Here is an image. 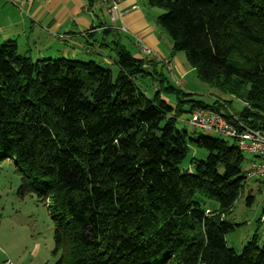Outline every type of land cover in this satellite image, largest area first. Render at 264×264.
<instances>
[{"label": "trees", "instance_id": "16d2710c", "mask_svg": "<svg viewBox=\"0 0 264 264\" xmlns=\"http://www.w3.org/2000/svg\"><path fill=\"white\" fill-rule=\"evenodd\" d=\"M146 1L163 10L157 24L172 56L183 52L199 80L248 107L187 99L154 75L155 59L118 43L113 75L92 59L31 62L9 41L0 46V160H13L19 196L48 207L54 264H264V242L253 238L240 253L225 244L242 153L176 125L188 105L190 115L204 108L264 132V0ZM146 77L159 82L151 97L136 86Z\"/></svg>", "mask_w": 264, "mask_h": 264}, {"label": "rangeland", "instance_id": "374dc122", "mask_svg": "<svg viewBox=\"0 0 264 264\" xmlns=\"http://www.w3.org/2000/svg\"><path fill=\"white\" fill-rule=\"evenodd\" d=\"M136 1L142 12L145 13L154 34L159 38L161 54L170 59L173 53L170 37L157 24V16L163 13V10L149 7L146 0ZM10 8L11 10L13 8L18 9L15 3L8 0H0V14ZM21 16L25 23L29 22L24 11ZM99 16L105 24H110L104 12L99 13ZM44 36L45 34L43 33L42 38ZM17 39L15 41L18 43V54L29 57L31 62L39 59V48L45 53L47 59L53 61L62 57L66 58L65 55L68 52L66 46L63 45L56 48L52 47L51 43H49L50 47L55 50L59 49L62 54L61 56L56 57L55 53L57 51L55 50H46L45 47L48 44H40L38 48L31 47L30 49L28 47L30 51H25L27 48H22L23 38ZM108 41L110 42V39ZM124 42L127 41L124 40ZM129 50L130 54L135 53L134 49L130 47ZM106 53L113 59L112 47H109L108 50L106 49ZM175 55L176 60L185 72L184 76L179 79V76L176 74L180 82L179 84L170 78L166 70L163 71V77L175 89H180L185 93L191 94L187 99L201 102L207 106H212L214 99L219 103L220 101H224L233 111H240L244 107H248V104L242 103L238 97L227 94L217 87L199 80L194 69L188 64L183 52H175ZM92 61L100 66L108 67L113 75H116L118 71L116 65H107L97 57L93 58ZM159 65L163 66L160 63ZM178 79L176 78L175 80L178 81ZM136 86L148 97H151L154 95L155 90L159 88V82L158 79L152 80L150 77L139 78L136 81ZM161 98L169 106L175 108V95L163 93L161 94ZM181 111L183 113L180 114L176 124L178 129L186 131L191 137L203 135L205 137L224 139L228 144H232L231 139L193 128L189 124L190 114L188 105H184ZM242 155L244 157L243 167H246L250 161L255 160L254 156H256L248 153H242ZM239 181L243 185L242 191L230 210L224 214L226 221L233 225V229L225 235V244L227 248L233 249L236 253H240L242 247L253 238L256 239L258 247H261L264 242V221L260 220L264 202V178L252 177L247 179L246 175L242 172L239 175ZM19 186L20 175L13 160H0V264H54L59 257V253L54 254L53 252L55 222L51 218L48 207L39 202L35 195L19 196ZM248 197H251L249 203L247 202ZM205 207L210 210L217 209L216 203L211 200H206Z\"/></svg>", "mask_w": 264, "mask_h": 264}, {"label": "crops", "instance_id": "0c3cea01", "mask_svg": "<svg viewBox=\"0 0 264 264\" xmlns=\"http://www.w3.org/2000/svg\"><path fill=\"white\" fill-rule=\"evenodd\" d=\"M8 1L15 3L18 9L11 10L10 8L0 14V45L13 41L18 49V43L15 41V39L18 40L17 38H23L22 48L26 47L25 51H30L31 47L38 48L40 44H48L45 47L46 50H55L52 47L58 48L64 45L68 48L66 58L90 60L97 57L107 65H114L113 59L106 53V49L113 47L112 42L114 45L118 43L129 52V47L134 49L135 53L131 56L136 59H145V55L138 47V44H143L164 62L163 66H155L154 75L165 79L163 71L166 70L170 78L177 84L180 83L179 79L184 76L185 72L176 60L175 54L170 59L161 54L159 38L154 34L145 13L142 12L136 0H120L121 10L134 9L124 16L122 22L109 25L105 24L99 16V13L106 14L104 6L90 0ZM23 11L28 17V23L22 19ZM121 26L125 28V32L120 30ZM102 28H110L115 33H105ZM43 33L45 36L42 38ZM124 40L127 42L123 43ZM55 51H57L56 57L62 55L59 49ZM45 56V53L39 48L38 58L47 59ZM148 71L152 72L150 67ZM176 78L178 81L175 80ZM166 82L168 83L167 80Z\"/></svg>", "mask_w": 264, "mask_h": 264}, {"label": "built area", "instance_id": "2783aa9c", "mask_svg": "<svg viewBox=\"0 0 264 264\" xmlns=\"http://www.w3.org/2000/svg\"><path fill=\"white\" fill-rule=\"evenodd\" d=\"M96 4H102L105 8L110 23L122 22L134 8L121 10L120 0H91ZM121 31L125 32V28L121 26ZM140 51L146 57L155 59L158 64H164L163 60L158 58L147 46L138 44ZM144 68H148L144 64ZM234 125L228 123L218 113L204 108H196L190 115L189 124L198 130L231 139L241 153H248L254 156L255 160L250 161L246 167H242V172L247 179L252 177H264V132L259 129L251 128L243 122L234 119ZM208 211H206V214ZM261 221H264V202L261 214Z\"/></svg>", "mask_w": 264, "mask_h": 264}]
</instances>
